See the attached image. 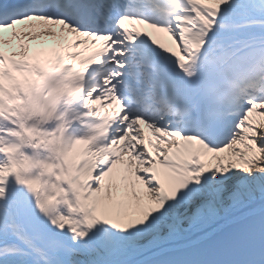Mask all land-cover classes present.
<instances>
[{
  "label": "snow or ice",
  "instance_id": "obj_1",
  "mask_svg": "<svg viewBox=\"0 0 264 264\" xmlns=\"http://www.w3.org/2000/svg\"><path fill=\"white\" fill-rule=\"evenodd\" d=\"M0 264H264V0H0Z\"/></svg>",
  "mask_w": 264,
  "mask_h": 264
},
{
  "label": "bare ground",
  "instance_id": "obj_2",
  "mask_svg": "<svg viewBox=\"0 0 264 264\" xmlns=\"http://www.w3.org/2000/svg\"><path fill=\"white\" fill-rule=\"evenodd\" d=\"M17 27H21V26H17ZM161 42L165 44V46H168V47H171V48H174L175 46L172 44L171 40L168 39L166 36H163L161 38Z\"/></svg>",
  "mask_w": 264,
  "mask_h": 264
}]
</instances>
